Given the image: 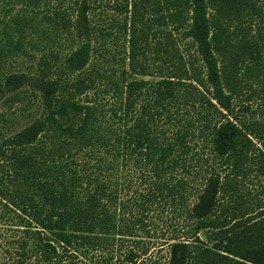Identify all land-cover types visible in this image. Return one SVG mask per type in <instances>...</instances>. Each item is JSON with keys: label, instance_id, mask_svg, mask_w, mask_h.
Listing matches in <instances>:
<instances>
[{"label": "trees", "instance_id": "1", "mask_svg": "<svg viewBox=\"0 0 264 264\" xmlns=\"http://www.w3.org/2000/svg\"><path fill=\"white\" fill-rule=\"evenodd\" d=\"M97 253L264 264V0H0V264Z\"/></svg>", "mask_w": 264, "mask_h": 264}, {"label": "rangeland", "instance_id": "2", "mask_svg": "<svg viewBox=\"0 0 264 264\" xmlns=\"http://www.w3.org/2000/svg\"><path fill=\"white\" fill-rule=\"evenodd\" d=\"M54 5L57 4V2H61L64 6V8H69L71 5L74 4V0H51ZM37 57H39L40 53H35ZM37 61L34 58H22L18 59V63L16 65L21 66L25 71H28L30 67H33L36 65ZM143 78L145 80H157V76L152 77H138ZM255 108H257V105H255ZM139 181H135L134 189L132 190H125V193L123 194L124 198H130L131 195H133V192L139 188ZM154 222L152 224V228H156L157 231L155 233L152 232L151 238H146L145 243L149 247V254L148 256H141L142 260H147L152 258L155 259H161L168 256V246H165L163 250H161V246L164 243L163 241V234L165 235L164 238H168L175 232L174 226H176V221L172 220L174 219L171 212L167 211L166 213L161 212H155L153 214ZM154 231V230H152ZM133 244L127 243V246H132ZM142 253V252H141ZM116 257H119V255H115ZM110 261V260H109ZM165 260L162 259V262ZM91 264H104V260L102 258V253L95 254L94 258L90 261ZM124 258L121 257L117 260V258L114 261H110L109 264H124Z\"/></svg>", "mask_w": 264, "mask_h": 264}]
</instances>
